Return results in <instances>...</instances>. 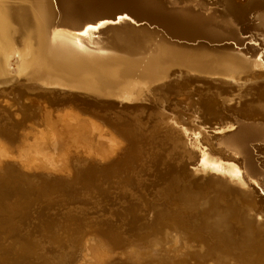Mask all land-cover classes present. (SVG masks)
Returning <instances> with one entry per match:
<instances>
[{
  "label": "bare ground",
  "instance_id": "bare-ground-1",
  "mask_svg": "<svg viewBox=\"0 0 264 264\" xmlns=\"http://www.w3.org/2000/svg\"><path fill=\"white\" fill-rule=\"evenodd\" d=\"M69 1L70 0H0V95H8L16 88H24L31 93L47 94L49 96L60 95L57 93L60 92L58 90H63L68 92L86 93L96 97L113 98L121 103L138 101L146 98H150L154 101L162 94H165L168 98L170 96L169 92H198L202 94V89H191L189 86L194 81L202 80V85H206L205 90H208V92L211 93L214 92V95L219 99H223L225 103H231L235 97L241 99L252 95L255 99L254 103H256L253 104L256 105L257 108L264 106V85L259 84V82L264 79V12L257 16L258 23L255 27V32L261 38V44L256 41V44L253 46H245L244 48H239V50L232 51L231 53L228 51H215L204 48H189L183 49V51H176L180 50V48L173 47L163 39H146L150 38V35L145 39L138 37L136 39L129 38L130 34L128 33L134 31L135 28L127 22L110 26H104V23H99L100 27H94L87 30V34H85L87 26L78 32L71 30L69 28L72 27L69 26L68 22L62 20L59 16L61 7L63 8V6L65 7L69 5ZM224 1L232 6V8H229L230 10H233L236 14L242 16L241 14L244 12L243 7H236L237 9H235L234 6L236 5L234 0ZM236 14L234 15L230 12L229 15L222 13L216 17L214 15L203 17L200 14L188 12L187 15L183 16L182 21H185L186 25L192 27V32L181 33L178 36L188 40L205 39L207 41H216L217 38L221 36L220 33L217 35L218 32L225 31L223 30V27L229 26V23L237 19ZM230 15H232V17ZM121 19L123 18H118V22H120ZM101 27L102 29L99 30ZM217 27L223 31H218ZM230 35L233 36V34ZM251 40L255 41L253 38ZM173 74H176L178 77V83L175 88L171 85H167ZM251 82H254L253 85H249ZM227 94L232 95V97L226 98L225 96ZM180 98L183 100L189 99L183 94ZM207 100H210L211 102L215 100L217 102L214 96ZM167 102L168 99L162 103L167 104ZM250 105L251 104H249V106ZM177 106H174V109L177 108ZM212 106L214 105H211L210 108H212ZM178 109L179 108H177V110ZM81 111L82 109H78L77 106H72L71 111H64L67 114L66 116L59 115V119L57 118L58 120L61 119L60 124L63 123L64 126H67L70 129L73 128L72 132L75 129L77 130L76 127H78L79 134L81 132L80 135L76 134L79 146L85 148V151L91 156H95L93 153L97 151L98 153L95 157H98L99 159H113L126 152V149L129 148L131 143L124 135V129L121 127L119 128L116 121L111 122L105 117H99L95 114L86 118L87 116L84 117L83 115L85 114H82L83 112L81 113ZM173 112L175 113V111ZM171 113L169 116L172 115L174 117V113ZM9 117L7 116L6 119H9ZM50 117L52 116L50 115L48 117L49 123L52 124ZM182 117H184V115L179 117V119H182ZM175 118L174 120L172 119L171 127H167V133L175 138V140H182L183 134L185 133L186 135V132H183V130L180 129L182 127L178 124L179 121L178 123L175 122ZM53 120V122L56 121V119ZM58 120L57 122H59ZM96 120H101L104 123L107 122L105 124L115 128L118 134L123 136L126 140L121 139L118 140L120 143H116L117 140L114 137L110 138V141L108 142V136L106 139H103L106 135L103 136L102 139L99 138L98 136H102L105 132H103V128L100 127L101 123ZM121 122L128 125L131 129L130 132L136 134V138L139 140L138 143L140 146L136 149L137 157H131V160H128V166H130L131 161H141V156L144 151L150 149L147 148L148 146L151 147V145H153L151 143L152 138H148V135H146L147 132H144V127L139 122H132L130 119H123ZM83 124L86 125L84 132L82 131L83 129L80 128ZM183 124L187 126L186 122ZM104 127V129L108 128V126L107 128L106 126ZM174 128H179L180 132L178 133ZM15 129L16 122L15 124L11 123L10 125H6V122L0 124V140H7L9 144L13 145L16 142L15 139L17 136H19L15 133ZM35 132H33V135L36 140H41L40 137L45 135L43 133L40 134L42 131H40V133L38 132L36 135ZM107 132H111V130L109 131L108 129ZM28 134L30 135V132H28L26 136L20 137L22 147L23 145L26 146V144L30 143ZM113 135L114 134L110 137ZM151 135L154 138V135ZM111 139H115L116 141H111ZM183 139L185 138L183 137ZM251 140L264 141V137L259 136V134H253ZM104 141L110 145H105L107 143ZM46 142L47 141L42 142V147H40L41 149H38L39 151L36 154L37 157H40L43 150L48 149V147L47 149L43 148V144H46ZM185 142L188 141L185 140ZM212 142L208 147H205L206 145L204 144L203 148L199 146L200 143H195V145L198 144L193 148L195 152L192 153L193 150H191L190 153L189 150V153L196 155L198 157L196 161L201 162V164L203 163L199 169L201 174H205V177H207L208 173L216 174V180L211 178L212 180L207 182V184H204V182H198L201 183L200 185H207L212 188L215 187L213 194L210 193L212 192L210 188H206V191H204L205 193L208 192L206 198L202 201L199 200L196 212L192 213L191 211L192 215L190 221L193 220V225L190 226L189 222L183 221L177 223L170 221V224L167 220L164 221V224L167 225L168 228L170 226L178 227V225H182L184 230L186 229L192 238L201 241V247L206 246L202 243V241H205L206 244L209 245L206 246V249H213V252H221L224 256L227 255L231 257L237 253L236 258H242L241 260L244 262H250V264H264V259L262 257L264 254V238L261 237V234L264 235V220H262L264 216V206L259 205L255 199L251 201V196L253 195L248 193L249 191L254 193V187H252V189H250V187L252 185L257 187L258 180L245 175L244 172H240L241 167L236 162V158L240 155V150L235 142H231L225 137L218 139V142H220L221 145L220 143L215 144V141ZM73 143L75 142L73 141ZM142 143H144V147L141 145ZM222 145L225 146L227 151H223L224 148H222ZM48 146L50 145L48 144ZM174 146L176 145L174 144ZM82 147H80V150ZM48 150L50 151V148ZM154 154L156 155H152V159L155 162L158 155L157 153ZM44 156L42 155V159L47 158ZM224 157H227V159H224ZM42 159L40 162L47 163L46 160L48 161L49 158L45 161H42ZM14 160L12 157L10 159L9 157L1 155L0 171L3 173L8 169L10 170L13 166H16L14 165V163L16 164ZM50 160H52V158H50ZM30 163L32 164V162L29 161V164ZM31 164L29 167L24 168L28 163H21L22 167L20 165L17 167L20 171L28 172V170H32L35 166V164H33V166ZM65 165L67 166V164ZM85 167L87 168V166ZM42 168L43 170H47L52 176L59 172H63L61 170H63L64 167L61 168L60 171H57L54 167L50 166L49 168ZM78 168L80 167L78 166ZM67 169H70V167ZM129 169H133V165ZM241 171L243 170L241 169ZM172 172H175V176L171 180V185L169 186L170 190L175 191L174 194H179L181 197L192 195L194 199L198 201L199 197L204 192L198 190V186L192 184L190 180L189 182L192 185L187 184L186 181L183 182L184 175L178 173L175 168L166 169V173ZM239 175H242L241 177H243L245 182L241 181L242 179ZM138 176L139 171L136 174L137 180L139 181ZM142 185L143 184L140 186ZM60 187L64 190L67 189V187L63 185ZM141 189L143 188L141 187ZM258 189L259 191H264V186L259 185ZM0 191V195H2L0 198V217L3 214L5 215V212L8 217L6 218L8 221L5 222V219H0V230L3 226H9L12 224V227L16 228L11 229L10 226V233L11 235L17 234L15 231L19 230V227H21L23 222L19 224L21 219H16L19 215L17 216V214H14L17 212L14 210L13 206L11 207L10 204H8V206L4 202L10 196L11 192H19L20 188L18 186L10 185ZM225 193L229 196L227 195L228 197H225ZM140 194L143 195V191H141ZM226 198H229V203ZM238 201L245 206H247L246 204L254 206L256 211L259 212L257 213L255 211V213L253 210H247V208L242 210L243 207L238 206L240 205ZM261 202L264 204L263 199ZM10 212H12V214ZM72 212L74 211L69 210L64 215L66 217H74ZM79 212L77 211V214H80ZM82 212L83 211H81V213ZM197 218H200L199 222H202L203 224H199ZM65 219H67L68 222L66 221V223H63L62 228L64 227L65 229H68L72 226L75 229L79 228V233L84 231H81V225L79 226L71 223L72 221L70 218ZM1 221L6 224L3 225ZM43 223H45V221H42L40 226H34L33 228L37 230L40 228L44 231L47 230ZM192 226L194 227L193 229L197 230L195 235L190 232ZM256 226H259L260 228L258 227L259 229H257ZM24 227L22 228L23 230L25 229ZM22 229L20 230L19 237L27 239L28 243H26L25 248H31L29 252H34V255L32 256L41 262L55 264V262H53L55 257H50V255H52L51 252L55 250L54 247H50L51 242H49L46 235L34 237L31 235L33 229L27 230V233L25 234L22 232ZM236 234H238L240 238H237ZM8 235L9 233L6 236ZM91 237V235H87L82 240L85 244L89 243L87 248L92 246L90 240ZM70 241V245H72L74 240L72 239ZM181 242H176V240L172 238L167 245L154 252V255L157 256V260L160 261L161 259L169 257L171 260L173 259V264H176L174 261H176L175 259L179 256H182V259L180 260L182 261L181 264H187L188 261L191 262L192 260H195L196 256H194V254L189 251L186 253L183 251L187 244L184 243L185 246ZM0 243H6V241L3 240ZM9 243L10 242H8V244ZM131 243L132 240L128 243L127 247H130ZM210 245H213L212 249L209 248ZM9 246H2V249L0 247V254L1 252H8ZM57 246V250H61L64 245ZM34 248H37V250ZM129 250V252L133 254V261L135 263L139 262L142 258L140 253L134 251L132 248ZM69 258L74 257H71L70 255ZM11 260L17 262V258H11ZM154 261L156 260H151V262L149 260L148 263H153ZM66 262L69 263L72 261L66 259ZM59 263L63 264L64 260H61Z\"/></svg>",
  "mask_w": 264,
  "mask_h": 264
},
{
  "label": "water",
  "instance_id": "water-1",
  "mask_svg": "<svg viewBox=\"0 0 264 264\" xmlns=\"http://www.w3.org/2000/svg\"><path fill=\"white\" fill-rule=\"evenodd\" d=\"M234 3L236 5L234 6L235 9H237L236 7H243L244 12L241 14L242 16L230 10L229 8H232V6L225 3L224 0H70L69 5L63 6V8L61 7L59 16L62 20L68 22L70 27L74 28L69 29L76 32L83 30L89 24H99L101 21H106L104 26L127 22L135 28L134 31L128 33L130 34L129 38L132 39H136L137 37L145 39L150 35V38L146 39H163L173 47L180 48V50L176 51H183V49L189 48H204L215 51H228L231 53L245 46H253L256 44V41L260 44L262 43L261 38L255 32V27L258 23L257 16L264 12V0H234ZM188 12L200 14L203 17H208L210 15L216 17L222 13L229 15L231 12L237 15V19L229 23V26H224L223 30L225 31L217 27L218 31L220 30L223 32H218L217 35L220 33L221 36L218 37L216 41H207L205 39L188 40L178 36L181 33L192 32V27L186 25L185 21H182L183 16L187 15ZM230 16L232 17V15ZM120 17L123 19L118 22V18ZM101 29L102 27L99 30ZM230 34H233V36ZM252 38L255 39V41H252ZM171 78L167 85H171L175 88L178 83V77L176 74H173ZM201 81H194L189 86L191 89H202V94L198 92H169L170 99L168 100V104L171 107H176L177 103H179L178 106L184 107V109H187L189 112H198V123L206 127L213 141L225 137L229 141L235 142L240 150V155L236 158V162L239 164L244 174L264 182V141L251 140L253 134H259V136L264 137V106L257 108V106L254 105L256 104L254 103V97L249 95L241 99L235 97L231 103H225L219 99V104L212 106L211 109L213 110L210 111L207 108H202L203 110L200 111L197 106L198 102L205 101L212 96L218 101V97L214 95L215 93L205 90L206 85H202L203 82ZM259 84L264 85V79L261 80ZM58 91L60 92L57 93L62 97H69L68 99L71 100L68 101L75 103L80 109L84 110V108H86V111L89 113L99 117H105L111 122L116 121L118 123L117 126L124 129L123 133L131 143L125 153L120 154L119 157L107 163L96 164L98 166L95 170L104 172L103 176H105L107 174H115L119 170L130 168L131 166H128V160L131 157H137L136 149H138L140 145L138 143L139 140L136 138L137 135L130 132V127L121 121L123 118L130 117L133 113L144 114V120L149 124V127L146 126L147 128H145V131L149 133L152 113L155 112L152 108L153 100L146 98L143 100L121 103L113 98L96 97L81 92ZM182 94L189 97V99L186 101L179 100ZM55 101L63 102L62 100ZM249 104L251 105L249 106ZM7 116H10L9 119H6ZM5 122L6 125H10L11 123L15 124L16 121L13 119L12 115L9 114V110L6 109L5 106L0 105V124ZM161 126L163 128L171 127V123L164 120ZM174 129L178 133L180 132L179 128ZM163 131L160 130L158 132L157 135L159 139L163 138ZM148 136L151 137L150 133ZM143 144L144 143L141 145ZM147 148H150L148 149L150 153L144 151L142 156L140 155L142 158L141 161L138 162V166L136 165L137 169L140 165H145L147 169L146 173L140 175V178L144 182V187L148 188L143 191V193L148 196L144 198L145 201H147L146 204L138 200V194H127L123 196L120 190H116L115 188L108 190L105 188L95 189L97 191H93L94 189H92L91 196H89L93 203L91 202L85 207L86 219L81 222L80 226V229L82 228L81 231H84L80 233V236L76 234L78 229L73 230L71 226L66 231L62 230L59 235L55 232L53 233V229H51L52 233L50 232L46 237L49 239V237L56 236V238H58L57 241L61 242L58 244L62 246L66 243V236L72 235L71 238L78 239L77 243H79L93 230L97 229L106 233L113 242L116 241L118 242L117 244L123 245L120 248H124L127 247L128 243L136 238V236H144V231L149 230L153 232L151 228V226H153L151 224L153 223V209H163L161 213L165 214V216L161 219L162 221L160 220V225L164 224L163 222L165 220L189 222L190 226L193 225V220L190 221L192 214H188L181 209L180 211H176L177 208H172L169 211L167 208L166 202L167 204L169 203V205H174L176 201H178L174 198L175 191L172 192L173 194L170 197H153L155 195L154 193L160 188V180L157 179L156 175L160 170H164L168 161H171L174 163L173 165L176 167L178 173L183 174L184 177H187L192 183L196 181H206L207 177L202 176L201 173L195 175L194 169L196 167V161L186 155L182 149L172 152L169 157L166 151H156L157 148H155L154 145H151V147L148 146ZM153 152H158V154H160V163L156 164L152 161V157L156 155ZM224 159H227V157H224ZM87 168L81 166L77 169V172L79 170L81 172L85 171ZM96 175L99 174L96 173ZM35 177L37 179H35ZM21 179H26L28 181L27 186L30 185L29 188L22 192H11L10 197L7 198V202H12L14 205L13 208L17 212L14 213L15 215H21L19 217L16 216V219H20V217L25 218V221L22 219L19 222V224L22 222L28 224L22 231L24 234L27 230L33 229L32 231L35 234L32 232L31 235H40L42 231L38 232L36 231L37 229L33 227L40 226L42 221L49 220L46 214L52 218L56 216L61 217L68 209L80 210L83 206L81 202L77 201L75 204L69 206H58L54 209H48L47 213H44L45 215H43L42 221L39 222L36 217L41 214L38 215V213H36V208L38 209V207L34 205V199L38 196L36 192V190L38 191V184H41L43 189L47 190L51 187L60 186L62 182H74L76 177L67 178L64 176L61 177L60 175L45 176L44 174L34 175L20 171L17 166H13L10 170L8 169L3 173L0 172V190L10 185L21 187ZM31 187H34L36 190H34V188L31 190ZM259 196L264 200V191H259ZM1 197L2 195H0V198ZM10 213L12 214V212ZM164 218L166 219L164 220ZM262 220H264V217ZM49 223H52V225H50L53 228L54 224L57 225L56 221L49 220ZM160 225L153 228L159 229ZM193 228L192 226L190 232L195 235L197 230ZM7 234L8 232L6 231L0 232V242L3 240L7 242L0 243V245H7L10 241L8 238L12 240L13 237H18L12 236L10 233L6 236ZM51 246L52 248L54 247V250H57L55 243L51 244Z\"/></svg>",
  "mask_w": 264,
  "mask_h": 264
},
{
  "label": "rangeland",
  "instance_id": "rangeland-1",
  "mask_svg": "<svg viewBox=\"0 0 264 264\" xmlns=\"http://www.w3.org/2000/svg\"><path fill=\"white\" fill-rule=\"evenodd\" d=\"M254 82H255V80H254ZM254 82L249 83V85H253ZM169 97L167 98V96L165 94L164 95L162 94V95L158 96L153 101L152 108L155 112L152 113V122L150 123V129H149V131L152 133H150V132L149 133H150V135L153 134L154 138L152 135H151L152 139L149 136H148V138L151 139V143L155 146V148H157L156 150L166 151V153L169 155V157L172 154V152H175L178 149H184L185 151L184 150H182V151L185 154L187 153V155L190 158H192L194 161H196L198 157L194 154H190L191 150H193L192 153L195 152L193 148L195 146H197L199 143H200L199 146H201L202 148L204 147L203 146L204 144L206 145L205 147H208L209 144H211V142L213 140L210 138V136H207L209 134H207L208 131H207L206 127L204 125L198 123V118H197L198 112H196V111H195L196 113L195 112H189V111H187V109L185 110L184 107H181V106L178 107L177 105H179V103H177V105H176L177 108H179L178 110H177V108H175L176 109L175 110L174 107H171L168 104V102H167V104L162 103L163 101H166L167 99L169 100L170 99ZM225 97L226 98L232 97V95L227 94ZM68 98L62 97L61 95L49 96L47 94H35V93L29 92L28 90H25L24 88H16L12 92H10L8 95H3V96L0 95V105L5 106V108L9 110V114L12 115V117L15 119V121H16L15 133L19 135L15 139L16 142L13 145L9 144L7 140H0V156L3 155L6 157H9L10 159L12 157L13 160L15 159L14 162H16V164L14 163V165H16V166H19V165L21 166V163H28V165H26L24 168L30 166L31 163L29 164V161L32 162V164H31L32 166H33V164H35L33 169L31 168L32 170H28V172L26 171L27 173L36 174V175L37 174H44L45 176H47V175L51 176L48 173V171L45 169L43 170L42 167H44V168H49V166L54 167V169L57 171H60V169L64 167L63 170H61L63 172H61V173L59 172L60 174L58 173L55 175H60L61 177L64 176L67 178L76 177L74 182H67V183L62 182L61 183V185L67 187L66 190L62 189L60 187L61 185L56 186V187H51L50 189L45 190V189H43V186L41 184H38V186H37L38 191L34 187L31 188V190H33V188H34V190H36V192L38 193V196L36 197V199H34L35 200L34 205L36 207H38V209L36 208V213H38V215L41 214V215L36 217L38 219V221L39 222L42 221V218L44 217L43 215H45L47 213L48 209H54V208H57L58 206L59 207L67 206V205L69 206V205L75 204L77 201H79L83 204V206L81 207L80 210H73V209L67 210V211L73 210L74 212H72V214L74 215V217H66L64 214H66L67 211L64 212L63 215H61V217L60 216L54 217L55 219L46 214V216L49 217V220L50 221L51 220L56 221L57 225L54 224L53 225L54 228H53V227H51L52 223H49V220H46L45 221L46 224H44V226L46 227L47 230L44 231L42 228H40L39 230H36L38 232L42 231V233L40 235H33L34 237H40L41 235L48 236L49 233L51 232V229H53L52 230L53 233L55 232V233H57V235H59V233L62 230L66 231L67 229H65L64 227L62 228V224L66 223V221H67V219H65V218H70V220L72 221L71 223H74V225L80 226L81 222L84 219H86L85 218L86 217V208L85 207H87V204H90L92 202L91 198H90V196H91L90 194L92 193L91 192L92 189H94L93 191H97L98 189H103V188H105L106 190L111 189V188H115L116 190H120V193H122L123 196H126L127 194L128 195L129 194L135 195V193H136V195L138 194V200H140V202L143 201L145 204L147 202V201H145L144 198H146L148 196L145 193H143V195L140 194L141 191L148 189L146 187H143L144 182L140 178L141 174L143 175L144 173H146V170H147L146 166H140L137 169L138 161L134 160V161H131V165H130V166L133 165V169L128 168L126 170L125 169L119 170L115 174H111V175L107 174V175L103 176L104 172H99V171L95 170V168H97V166H98L96 164L107 163V162L111 161L112 159H104V158L99 159L98 157H95L96 154L98 153L97 151L93 153V155H95V156H91L87 151H85V148H83L82 146H79L77 143L78 139L76 138L77 137L76 134H79L78 127H76L77 130L74 127V129L77 132L76 133L74 130L73 131L75 133V135H74V133L72 132L73 128L70 129L67 126H64L62 122H61L62 124H60L61 119L58 120L59 115L60 116H66L67 114L64 111H66V110L71 111L72 106H77L75 103L69 102L68 100H71V99H68ZM187 98H189V97H187ZM55 100H62L63 102H59V101H55ZM179 100L184 101L185 99L183 100V99L179 98ZM220 100L224 101L221 98H220ZM214 101L211 102L210 100L206 99L205 101H202L201 103L198 102V105H197L198 110L202 111L203 110L202 108L208 109V106H209V109H211L210 108L211 105H218L219 104V102H218L219 100L217 102L216 101L214 102ZM77 108L80 109L79 107H77ZM173 111H175V113ZM81 113L85 114L83 116L84 117L87 116L86 118L92 116V113L87 112L86 108H84V110H82ZM170 113L171 114L174 113L173 114L174 117L172 115L169 116ZM177 113H178V115H177ZM87 114H89V115H87ZM179 114L180 115L182 114L181 116L184 115L185 119H184V117H182V119L180 118L181 119L180 120L179 117H181V116ZM50 115L52 116V117H50L52 124L49 123V119H48V117ZM170 117H172V118H170ZM174 118H175V122L178 123V121H179L178 124L180 125V127L183 128V129L182 128H180V129L183 130V132H186V135H185V133L183 134V137L185 139H183V137H182V140L181 139L175 140V138H173L171 135H169V133H167V128L166 127L163 128L161 126L164 123V120H167L168 122L171 123L172 119L174 120ZM53 119H56V121L53 122L54 121ZM123 119H130L132 122H139L141 125H143L145 133H146L145 128L149 127V124L146 123V121L144 120V114L133 113V115H131L130 117L128 116L127 118H123ZM57 120L59 122H57ZM96 121H98V120H96ZM98 122L101 123V126L100 125L99 126L102 127L103 128V129L101 128L102 131L105 132L102 136H98L99 138L102 139V137L106 135L105 137H103V139H106L108 136V138H107V142H108V141H110L109 140L110 138L114 137V138H116L117 141L115 139H111V141L114 140V142L116 141V143H118V142L120 143V141H118V140H121V139L126 140L123 136H120L118 134V132L115 130V128L111 127L108 124H105L107 122L104 123L101 120H99ZM185 122L187 123L188 128H187V126H185V124H183ZM180 123H182V124H180ZM103 125L106 126V128L108 126V128L104 129L105 127ZM171 125H172V123H171ZM37 127H39V128H37ZM80 128L83 129L82 131L84 132V130L86 129V125L83 124L80 126ZM66 129L68 132L69 131H71V132L68 133L66 131ZM108 129H109V131L111 130V132H107ZM160 130H162V131L164 130L163 131L164 136L161 139H159L158 135H157ZM40 131H42V132L40 133ZM28 132H30V135H33V132H35V135L38 132L40 134L43 133L45 135H43L42 137L38 136L41 138V140H36V139H34L35 138L34 135L30 136L28 134L29 138H30V143L26 144V146L23 145V147H22V145H21L22 141H20V137L26 136ZM149 133H146V135H148ZM69 134H70V136H69ZM80 134H81V132H80ZM112 134H114V135L112 137H110ZM115 135H116V137H115ZM191 135H192V137H191ZM169 136H171V137L168 138ZM204 136H205V138L206 137L207 138L205 139ZM68 137L70 140L68 139ZM187 137H189V138H187ZM75 139H77V140H75ZM185 140L188 142H185ZM44 141H47L46 144L48 143L50 146H48V144L46 146V144L44 143L43 148L47 149V147H48V149L50 148V151L48 149H47L48 152H47V150H43V152L40 155V157H41L40 158L39 156L37 157L36 154L39 151L38 149H41L40 148V147H42L41 144ZM73 141L76 144L73 143ZM173 141H174V144L176 146H174ZM189 141H191V142H189ZM104 142H106V141H104ZM183 143H185V144H183ZM189 143H191V144H189ZM195 143H198V144L195 145ZM217 143H220V142H218V140H216L215 144H217ZM193 144H194V146H193ZM54 145H55V147H54ZM74 145L75 146L77 145V146L75 147ZM105 145H110V144L107 143ZM177 145H179V146H177ZM220 145H221V143H220ZM80 147H82L81 150H80ZM222 148H224L223 151L225 152V150H226L225 146L222 145ZM189 150H190V153H189ZM146 151L148 152L149 150H146ZM148 153H150V152H148ZM42 155L43 156L46 155L44 157L49 158L48 161L46 160L47 158H43L44 159L43 160ZM157 155H158L157 160H155L156 164L161 162V157H160V154H158V152H157ZM50 158H52V160H50ZM41 159H42V161L46 160L47 163L44 162L45 163V165H44L43 162H40ZM49 161H50V163H49ZM53 162H54V164H53ZM38 163H40V164H38ZM65 164H67V166ZM68 164H69V166H68ZM173 164H174L173 162L168 161L166 163V167L164 168V170L162 169V171L160 170L157 173L156 177H157V179L160 180V183H159L160 188L158 191H156L154 193L155 195L153 197L164 198V197L172 196L173 190H170L169 186L171 185V180L175 176L174 175L175 172L166 173V169L175 168V170H176V167ZM202 164H201V162L196 161V167L194 169L195 175H197L198 172L201 173L199 169L201 168ZM36 165H38V166H36ZM78 166L79 167H81V166H84V167L88 166L89 167L90 166V167L87 168L85 171L81 172L79 170L77 172ZM68 167H70V169H67ZM72 167H74V168H72ZM88 169H89V171H88ZM38 170H39V172H38ZM138 171H139L138 179H139V181L142 180L141 182H139L137 180V177H136V174ZM240 172H243V171H241V169H240ZM96 173H98L99 175H96ZM204 175L205 174H202V176H204ZM241 176L242 175H239V177L242 179L241 181L245 182L243 180V177H241ZM180 178H183V177H180ZM211 178L216 180L217 179L216 174L208 173L206 181H202V182H204V184H207V182L212 180ZM35 179H37V178L35 177ZM183 179H184L183 182L186 181L187 184H190L187 177L186 178L184 177ZM140 183L143 185L140 186L141 185ZM263 183L264 182H262V181H258L257 187H255L254 185L250 187V189H252V187H254V193H252L250 191L248 193H250V195L251 194L253 195V196H251L252 197L251 201H253V199H255L256 202L259 203V205L264 206V204L261 202L262 199L259 196V189H258L259 185L264 186ZM192 184L197 185L198 190H202L203 192L206 191V188L207 189L210 188L212 190V192H210V193H212V194H213V190L215 188V187H213V188L209 187L207 185H200L201 183H198L197 181L192 183ZM192 184H190V185H192ZM71 186H72V189H71ZM218 186L221 187L220 185H218ZM138 187H140V188H138ZM141 187L144 190L141 189ZM19 188H20V192L25 191L29 188V186H27V180L26 179L22 180L21 187H19ZM95 189H97V190H95ZM204 193L199 197L198 201L195 200L192 195H185L184 197H181V196H179V194H174V198H176V200H178L175 203L177 206L175 204L169 205V203L167 204V202H166L167 208L169 209V211L172 208H174V209L177 208L176 211H180V209H181V210L187 212L188 214H191V211H192V213H194L197 211V204L199 203V200H201V201L204 200L208 194V192H206L205 194ZM227 195L228 194L225 193V197L229 196V195L228 196ZM239 196H241V195H239ZM177 197H178V199H177ZM226 199H227V202L229 203V198H226ZM4 203H6L7 205L10 204L11 207L14 206L12 204V202L8 203L7 199L5 200ZM239 204H240V205H238L239 207H243L242 210L244 208H247V210H253L254 212L256 211L255 207L252 205L246 204L247 206H245V205H242L241 202H239ZM164 207H166V206H164ZM153 210H154L153 216H152L153 217V219H152L153 223H151L153 225V226H151V228L153 229V232L148 230V231L143 232L144 236H142V237L136 236V238L132 239V243H131L130 247L120 248L123 245L117 244L118 242H116V241L113 242L107 236L106 233L101 232V231L96 229V230H93L89 234L92 236L90 239L92 242L91 247L87 248L89 246V243L85 244V242H83V241L82 242L80 241L81 243L80 242L77 243L78 239L71 238L72 235L69 234L70 236H66L67 239H66V243L63 244L64 245L63 248L61 250H57V251L55 250V251L51 252L52 255H50V257H55L54 261L52 260L53 262H55V264H61V263H59L61 260H64L63 264H142V263H148L149 260L151 262V260H154V259L156 261H154L153 263H148V264H168L169 262H170L169 264H173V261H172L173 259L171 260V258H169V257L164 258L165 260L161 259L160 261H158L157 256L154 255V252L156 250L164 247L165 245H167L170 242V240L172 238H174L176 240V242L183 241V242H181L183 245L187 244V246L185 245L186 247L183 249V251H185V253L187 251H189L190 253L194 254V256H196L195 260H192L191 262L188 261L187 264H250V262L242 261L241 260L242 258H240V259L236 258L237 253L232 257L227 256V255L224 256L221 252H216V251L213 252V249H212L213 245H210V247H209L212 250L206 249V246H209V245H207L205 241H202V243H204V245H206V246L201 247L200 246L201 241L198 242L195 238H192L190 236V234H188L189 232L186 229L184 230V227L182 225L181 226L178 225L179 223L177 224L178 227L170 226L169 228L165 224L160 225V220L165 216V214L161 213V210H163V209H159V210L153 209ZM77 211L78 212L80 211L79 212L80 214H77ZM81 211H83V212L81 213ZM127 211H128V209H127ZM256 212L258 213L259 211H256ZM2 216L0 217L1 220L5 219L4 222L8 221V219H6V218H8L6 212H5V215L3 214ZM19 216H21V215L19 214ZM166 218H164V220ZM20 219L22 220V219H24V217H22V218L20 217ZM171 221L176 222V223L178 222L176 220L175 221L171 220ZM197 221L199 224H203L202 222H199L200 218H197ZM1 223H3V221H1ZM169 223H170V221H169ZM5 224L6 223H3V225H5ZM7 224H9V223H7ZM23 225H24V223L21 225V227H19V230L15 231L18 234V237H16V238L13 237L12 240H10L8 238V240H10L9 241L10 243L7 245L8 246L10 245V246L8 247V252H5V253L1 252L0 264H48L46 262H41L40 260L33 257L32 255H34V252H29L31 250V248H28V249L25 248L26 243H28L27 239L24 237H19L20 236V230L27 224H25L24 226ZM159 225L161 228L160 227H159V229L153 228V227H157ZM10 226L12 229L13 228L12 224H10L9 226H3V228H1V230H0V232L6 231V232L10 233ZM258 227L259 226H256L257 229L260 228V227L259 228ZM15 228L16 227H14L13 229H15ZM74 229L75 228H73V230ZM17 234H14V236H17ZM76 234H77V236L78 235L80 236L79 232H77ZM54 237H55V240H54ZM236 237L240 238V236L238 234H236ZM261 237L264 238V235L261 234ZM57 239L58 238H56V236L49 237V242H51V244L55 243V245L57 246L61 243L60 241L58 242ZM72 239L74 240V243L72 245H70V242H71L70 240H72ZM93 243H94V245H93ZM51 244H50V247H52ZM7 245H5V246H7ZM28 245H30V244H28ZM0 247L3 248L2 246H0ZM131 248L134 251L139 252L140 255L142 256V258L139 262L135 263L133 261V254L131 252H129L130 251L129 249H131ZM34 249L37 250V248H34ZM216 249H214V250H216ZM36 250H35V252H36ZM15 254H17V255H15ZM70 255H71V257H74V258H69ZM72 255H74V256H72ZM262 257L264 259V254L262 255ZM11 258H15V259L17 258V262H15V260L12 261ZM66 259L69 261H72V262L68 263V262H66ZM166 259H168V260H166ZM181 259H182V256H179V257H177V259H175L176 261H174V262L176 264H181V262H182V261H180ZM166 261H169V262H166Z\"/></svg>",
  "mask_w": 264,
  "mask_h": 264
},
{
  "label": "snow or ice",
  "instance_id": "snow-or-ice-1",
  "mask_svg": "<svg viewBox=\"0 0 264 264\" xmlns=\"http://www.w3.org/2000/svg\"><path fill=\"white\" fill-rule=\"evenodd\" d=\"M103 23H106V21H101V24H103ZM98 28V27H100V24H89L88 26H87V29L85 30V34H87V30H89V29H92V28Z\"/></svg>",
  "mask_w": 264,
  "mask_h": 264
}]
</instances>
